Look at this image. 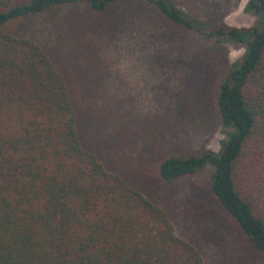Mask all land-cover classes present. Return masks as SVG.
<instances>
[{
    "label": "trees",
    "instance_id": "trees-1",
    "mask_svg": "<svg viewBox=\"0 0 264 264\" xmlns=\"http://www.w3.org/2000/svg\"><path fill=\"white\" fill-rule=\"evenodd\" d=\"M80 5L89 13L75 15L77 31L101 18L118 28L129 21L123 9L137 6L208 39L204 61L227 138L219 152L166 153L156 166L164 181L212 166L213 196L264 255V0L248 1L258 19L250 27L211 23L177 0H0V264H218L130 182L124 145L150 142L153 130L135 122L96 52L77 43L50 50L9 28L30 18L55 25ZM234 45L245 52L231 64Z\"/></svg>",
    "mask_w": 264,
    "mask_h": 264
},
{
    "label": "rangeland",
    "instance_id": "rangeland-1",
    "mask_svg": "<svg viewBox=\"0 0 264 264\" xmlns=\"http://www.w3.org/2000/svg\"><path fill=\"white\" fill-rule=\"evenodd\" d=\"M248 1L177 0V4L211 23L250 27L258 19L246 11ZM66 12L69 14L55 25H42L30 18L14 21L9 28L33 37L50 50L65 53L78 44L79 51H95L96 64H106L113 76L108 84L114 89L118 86L119 95L129 99L135 122L153 130L150 142L131 137L124 145V154L133 159L134 172L127 171L130 182L172 214L177 233L199 245L208 262L264 264V255L256 254L246 244L213 196L212 166L196 177L173 181L162 180L156 166L166 153L219 152L227 138L215 102L216 77L208 73L204 61L208 39L163 22L146 7L123 9L129 21L118 19V28L115 25L109 29L116 19L108 23L101 18L88 20L95 26L84 31H77L74 17L89 13L87 8L80 5ZM105 25V30L97 29L98 44H91L89 39L96 38V27ZM231 50L232 64L241 59L245 47L234 45Z\"/></svg>",
    "mask_w": 264,
    "mask_h": 264
}]
</instances>
